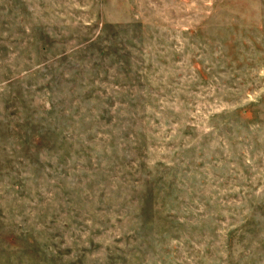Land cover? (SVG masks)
Returning a JSON list of instances; mask_svg holds the SVG:
<instances>
[{
    "label": "rangeland",
    "instance_id": "1",
    "mask_svg": "<svg viewBox=\"0 0 264 264\" xmlns=\"http://www.w3.org/2000/svg\"><path fill=\"white\" fill-rule=\"evenodd\" d=\"M0 264H264V0H0Z\"/></svg>",
    "mask_w": 264,
    "mask_h": 264
}]
</instances>
